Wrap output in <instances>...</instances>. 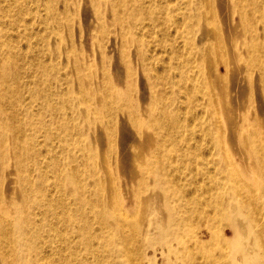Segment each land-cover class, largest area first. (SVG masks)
Listing matches in <instances>:
<instances>
[{
  "label": "bare ground",
  "instance_id": "obj_1",
  "mask_svg": "<svg viewBox=\"0 0 264 264\" xmlns=\"http://www.w3.org/2000/svg\"><path fill=\"white\" fill-rule=\"evenodd\" d=\"M1 1L4 0L0 4ZM89 1L101 21L99 30L103 31L110 23L118 28L122 62L129 80L123 91L113 81L116 70L103 64L104 61L95 64L97 71L91 67L94 62L86 63L89 71L85 79L73 66L74 83L63 86L58 67L43 63L36 54L33 65L21 62L27 70L32 69L34 75H29V70L23 71L20 64L11 67L9 60L20 61L19 54L10 40L0 39V57L3 55L7 61L0 65V264H67L62 257L63 249L75 258L76 264H91L86 256L92 254L96 242L118 239L124 229L126 236L120 240L123 244H116L112 250L121 252L125 264H156L153 257L156 251L161 258L159 264H264V118L256 107L255 97L246 95L243 108V87L254 74L249 70L254 69L259 75V102L264 106V41L260 52L245 43L250 55L247 70L242 72L235 67L228 73L230 84L224 90L232 99L219 101L212 79L205 80L212 100L207 115L213 133L205 147L201 140H189L183 132L187 127L180 117L181 105L187 106L193 100L191 88L184 83L183 71L178 74V81L173 79L171 67H166L157 78L153 75L156 80L150 82V103L143 104L136 96L131 78L135 69L125 56L126 48L137 49L143 44L138 26L150 30L148 24L157 10H163L162 6L156 0ZM226 1L217 0L216 5L224 29L221 34L226 37L223 41L231 44L234 26L228 23ZM53 7L48 9L59 13ZM105 10L112 15L108 21L102 17ZM128 12L133 13L132 18L125 17ZM23 14L30 12L24 9ZM262 17L264 21V10ZM239 19L246 20L247 29L252 30L253 21L242 14ZM18 21L26 23L23 17ZM49 49V55L55 57L59 45L52 44ZM171 51L175 53L173 48ZM139 53L142 56L140 50ZM66 57L72 59L70 54ZM228 58L236 60L232 55ZM232 73L244 79V86L242 82L238 86L232 84ZM99 74H103L104 88L95 79ZM36 76V80H31ZM159 81L172 92L167 89L164 96ZM175 89L182 90L184 97L174 95ZM113 108L125 117L120 120L111 114L114 119L106 121L110 138L117 137L120 126L128 131L123 155L116 156L118 172L103 156L94 154V146L99 147L102 139L101 131L95 128L104 122L99 115ZM46 112L49 119L44 118ZM239 120L237 132L233 126ZM53 122L56 123L52 126ZM61 126L67 127L64 135L57 132V129L62 132ZM38 136H44V142L53 139L66 147L68 155L64 161L56 151L50 155L46 149L41 150L44 144L43 140L38 141ZM78 140L93 150L82 161L91 166L96 164L99 169L98 172L95 168L97 174L93 179L98 195L91 196V200L82 191L73 154L69 152ZM122 165L126 168L123 185L128 194L118 188ZM199 172L206 182L188 180L196 178ZM63 191L77 206L69 205ZM94 200L101 204L100 210ZM90 209H97L93 216L106 222L100 223L98 230L87 217ZM219 224L229 228L232 237L217 231V248L212 251L211 244L215 242L204 234L211 225ZM66 232L70 237L65 236ZM138 233L143 238L137 253L139 256L145 255V251L152 253V260H134L127 242L136 239ZM80 243L87 250L86 255L78 254Z\"/></svg>",
  "mask_w": 264,
  "mask_h": 264
},
{
  "label": "rangeland",
  "instance_id": "obj_2",
  "mask_svg": "<svg viewBox=\"0 0 264 264\" xmlns=\"http://www.w3.org/2000/svg\"><path fill=\"white\" fill-rule=\"evenodd\" d=\"M156 1L157 4L162 6L163 10H157L154 14V20H151V24H148V26L150 25V30L138 24V27H140L138 28V36L143 41V44L137 49L129 46L126 48L127 51L125 52L126 58L135 69L134 75L131 78L133 79L136 96L139 97V100L143 101V104L150 103V82L156 80L153 75H156L157 78V76H161V73L164 72L163 70L166 67H171L174 74L173 79L178 81L180 79L178 74H180V71H183L185 75L184 83L191 88L190 99H193L190 100L191 102L189 105L188 102L187 106L181 105L183 109L180 117L187 127V130L183 132H185L187 139L201 140L203 144H205L203 146L206 147V145H209L211 134L213 133L209 129L207 115L208 106L211 104L212 100L210 101L209 87L205 80L207 78L212 79V82H214L213 88L216 90L215 96L218 97L219 101L222 100V98L226 100L232 99L229 97L230 95L228 96L227 91L225 92L224 88L227 84H230L231 77L228 81V73L234 70L235 67L241 68L242 72L247 70L246 63L250 55L247 53L244 46L250 43L254 48L253 51L260 52L263 49L264 21L262 14L264 10V0L226 1L228 2V23L234 26V32H232L231 35L233 43L231 44L223 41V37L225 36L221 34V31H224V29L221 27V16L217 13V0ZM41 2L43 3L39 5L35 0L1 1L0 7H2L3 11L0 12V39L2 42L10 40V44L14 46L15 51L19 54L17 56L20 57V61L9 60L8 63L11 61L12 65L10 66L19 67V64L22 65L21 62L33 65L36 62V54H38L39 59L43 63L58 67L59 72L62 74V85L65 86L66 83H74L75 76L71 73V68H73V66L81 71L82 78L85 79L89 71L88 67L85 65L86 63L92 64L94 62L91 67L97 71L96 65H101L104 61L103 64L109 65L116 70L117 75L113 77V81L118 85V88L121 89V91L125 90L129 80L126 75V67L122 62L123 55L120 50L121 42L118 38V28L110 23L103 31L99 30L98 25L101 21L95 16V13H93L89 0H41ZM51 4L54 6V10L59 11V13L54 14L51 12ZM24 9L29 10L30 14L24 15ZM128 11L130 10L128 9ZM132 14V12H128L125 17L132 18ZM240 14L248 21H253L252 30L247 29L248 23L246 20L244 22H242V20L240 21ZM2 15L3 18L1 19ZM21 17L26 20L25 24L18 21ZM102 17L108 21L111 19L112 15L105 10V12L102 13ZM52 44L59 45V50L55 57L49 55V47ZM172 48L174 49L175 56L171 53ZM139 50L142 56H140ZM69 54L72 59H67L66 56ZM231 55L236 59L233 62L232 59L228 58ZM146 57L152 58L146 60ZM6 63L7 61L2 55V57H0V65ZM145 68L149 71H146ZM24 70H26L25 72L29 70L28 74L34 75L31 71L32 69L27 70V68L24 67L23 71ZM253 71L249 70V72L254 74L250 82H247V85L245 84L246 87H243L245 91L243 102H246V95L253 98L255 97L257 101L255 103L256 107H259L260 116L262 115V118H264V106L259 102V75L256 73L255 69ZM36 78H38V76L31 78V80H36ZM95 79H97L98 85L104 88L103 74L96 75ZM243 81L244 79L239 78L237 73H232L233 85L237 84L238 86L239 82H242L244 86ZM159 84L162 85L163 83L159 81ZM193 85H199V87H194ZM162 88L164 96L167 95V89L171 90L165 84L162 85ZM36 89H38L37 86L35 90ZM76 89V87L73 88V91H76ZM174 95L181 96V98L184 97L182 90L178 89H175ZM245 102L243 108L246 106L247 102ZM48 113L49 112H46V117L44 116L45 119H49L47 117ZM112 113L114 117L117 115L116 117H119L120 120H123L125 117L121 113L119 114V110L116 108H113L107 114L104 113L99 115L103 117L104 122L101 124L99 123L101 126L95 128L101 131L102 139L99 147L94 146V154L97 153L103 156L107 160V164L118 172L119 167L116 166V156L118 154L123 155L122 146L127 142L125 137L128 131L126 127L120 126L118 128L117 137L114 140L110 138L107 130V122H109L110 119H114L112 118L113 116L111 117ZM55 123L56 122H53L51 125L53 126ZM239 123L240 120L236 123V126H233V129L237 132H239L240 128ZM56 127L57 124L55 127H52V129ZM60 128L62 132L57 129L58 134L64 135L65 131H67V127L61 126ZM27 131H30V126ZM37 139L41 142L44 136L43 138L38 136ZM43 144L44 148L40 147L41 150L45 152L46 149V152L50 153V155L56 151V154L60 156L62 162L68 155L65 151L66 147L57 140L51 139L45 142L43 140ZM113 146H115L114 149ZM69 152L73 154L74 165L77 168V176L81 182L83 193H87L89 196H85L89 199L91 196L92 198H97L98 194L94 191L93 179L94 176H96L95 174H97L96 171L99 172V169L96 164L95 166H91L82 161V157L87 155L88 152L91 154L93 150L85 148L78 140L74 143L72 150ZM192 163L196 164L195 162ZM197 164H199V162ZM208 166L211 167V164ZM125 171L126 168L122 165V179L118 182V188L120 191L127 193L123 185V181L126 180L123 177ZM185 171L187 172V168ZM186 175L188 176L189 174ZM196 175V178L188 177V180L193 183L196 181L199 183L200 180L206 182L200 172ZM184 180L185 177L183 176L182 181L185 182ZM66 192L67 191H63L62 194L69 202V205H71V207L77 206V204L73 202L72 197ZM95 204L100 210L101 204L99 201H95ZM97 213V209H90L87 212V217L89 216L91 221H93L95 230H98L100 223H106L104 220H101L100 217L93 216ZM125 231L126 229H124L121 237L113 241L108 242L105 241V239L98 240L92 254H87V250L84 249L81 243L79 244L77 252L80 256L87 254V260L91 264H125L121 252H114L112 250L116 244H123L120 240L125 238ZM217 231L225 237H232L229 228L223 227L220 224L217 227L211 225L209 231H206L204 235L213 238L215 243L214 245L211 244L213 247L211 249L212 251L217 248V240L215 238ZM65 234L66 237H70L67 232ZM138 235L136 239L127 242L128 248L134 252V260L136 262H141V260L146 258L152 260V253L146 254L145 251V255L142 256H139L141 254L137 253L138 247L140 246V239L143 238L139 233ZM62 248H64V243ZM62 257L65 258L64 261H66L67 264H76L75 258L68 255L64 249ZM153 257L155 258L156 264H159V261L161 262L158 251L155 252Z\"/></svg>",
  "mask_w": 264,
  "mask_h": 264
}]
</instances>
